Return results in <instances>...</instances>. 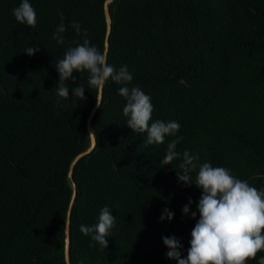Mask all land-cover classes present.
Wrapping results in <instances>:
<instances>
[{
	"label": "trees",
	"instance_id": "obj_1",
	"mask_svg": "<svg viewBox=\"0 0 264 264\" xmlns=\"http://www.w3.org/2000/svg\"><path fill=\"white\" fill-rule=\"evenodd\" d=\"M106 0H29L36 26L16 21L22 0H0V264H66L65 226L73 188L69 171L87 150V120L97 90L88 73H73L69 99L57 94L56 63L75 41L105 49ZM107 62L133 75L128 87L151 97L152 119L176 121V136L147 145V133L127 126L109 80L93 120L97 145L74 167L72 264H177L162 237L190 247L202 191L179 182L185 150L200 164L227 168L264 190V0H116ZM63 24L64 44L53 39ZM80 25L81 34L71 26ZM37 46L32 56L24 49ZM82 84L86 100L72 97ZM182 137L180 157L162 165L167 145ZM193 201L184 215L183 206ZM108 207L115 227L101 248L81 225L98 223ZM173 219L160 220L163 210ZM264 251L246 264H258Z\"/></svg>",
	"mask_w": 264,
	"mask_h": 264
},
{
	"label": "clouds",
	"instance_id": "obj_2",
	"mask_svg": "<svg viewBox=\"0 0 264 264\" xmlns=\"http://www.w3.org/2000/svg\"><path fill=\"white\" fill-rule=\"evenodd\" d=\"M13 15L20 24L35 27L37 23L36 11L29 0L13 9ZM57 27L53 39L59 44H64L63 33L66 31L63 24ZM81 34L80 25L73 22L71 25ZM83 43L75 41L74 47H69L55 68L59 74L58 86L55 88L60 97L69 99V85L72 80L75 84L73 73H88V84L97 90V107H100L102 92L105 85L111 80L122 85L118 94L127 101L123 108V114L127 119V126L135 133H147V145L163 144L166 136H176L180 124L176 121H160L149 123L152 119L153 104L151 97L146 95L138 87H128L133 80V75L127 66L118 70L107 62V52L99 50L91 45L87 39V30L83 31ZM41 49L31 46L24 49L27 55L32 56ZM72 97L86 100L85 88L80 83L72 87ZM93 131L89 135H93ZM182 137H177L167 145V151L161 160L162 165L171 163L180 157L176 151ZM183 162L179 164L177 178L185 186L195 184L202 191L197 204V211L191 212V218L199 219L191 231L190 247L187 256L182 258L183 245L175 236L162 237L164 245L169 249L167 258L174 259L177 264H246L248 260L257 258V254L264 251V190H257L249 185L248 181L235 177L227 168L214 167L210 163L199 165L195 182H192L190 172L197 168L200 157L185 150L182 154ZM183 206L182 212L188 215L190 205ZM174 213L168 208L163 210L161 221H171ZM116 217L112 215L108 207H104L98 217V223L93 226H80V231L91 236L93 241L99 243L101 248L108 247L107 238L111 229L115 227ZM258 264H264L261 257Z\"/></svg>",
	"mask_w": 264,
	"mask_h": 264
},
{
	"label": "water",
	"instance_id": "obj_3",
	"mask_svg": "<svg viewBox=\"0 0 264 264\" xmlns=\"http://www.w3.org/2000/svg\"><path fill=\"white\" fill-rule=\"evenodd\" d=\"M115 1L116 0H106L105 4H104V14H105V20H106V27H107L104 51L106 50V52H107V60H108V54H109V50H110V36L112 33V25H113V19H112L110 6ZM103 91H104V89H103ZM102 100H103V92H102L101 102H102ZM101 102H100V106H101ZM99 108L100 107H97V103H96L95 107L92 109V111L88 117V120H87L88 134H90L92 131L94 133L93 120H94V117H95L97 111L99 110ZM89 137H90L89 147L87 148V150H85L84 152H81L74 159V161L70 167V171H69V178H70V183H71L72 188H73V195H72L71 203H70L69 208H68V214H67V220H66V226H65V251L64 252H65V263L66 264H72L71 259H70V245H71L70 227H71V214H72L73 204H74L76 196H77V184L73 180L74 167L83 157L90 154L95 149V147L97 145V139H96L95 133L93 135H89Z\"/></svg>",
	"mask_w": 264,
	"mask_h": 264
}]
</instances>
